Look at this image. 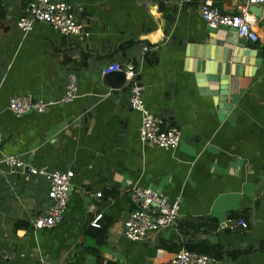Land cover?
I'll use <instances>...</instances> for the list:
<instances>
[{
	"label": "crops",
	"instance_id": "0c3cea01",
	"mask_svg": "<svg viewBox=\"0 0 264 264\" xmlns=\"http://www.w3.org/2000/svg\"><path fill=\"white\" fill-rule=\"evenodd\" d=\"M65 1L82 8L87 39L44 22L24 33L17 22L27 0H0V264H166L189 240L219 247L214 264H264V3L250 9L258 41L232 55L225 110L211 93L219 83L207 76L226 64V54L216 61L199 56L209 26L197 8L201 0ZM213 1L224 13L245 2ZM245 48L262 58L246 62ZM112 62L137 64L147 108L181 130L176 149L141 141L142 113L130 106L126 79L115 87L104 80ZM207 62L214 65L203 69ZM69 72L78 80L75 100L45 113L11 111L13 95L60 97ZM6 154L74 171L59 226L32 228L51 203L49 184L4 165ZM136 186L181 198L179 223L126 239ZM235 214L249 225L228 226ZM199 220L209 232L190 228ZM99 223L109 225L100 242L88 232Z\"/></svg>",
	"mask_w": 264,
	"mask_h": 264
},
{
	"label": "built area",
	"instance_id": "2783aa9c",
	"mask_svg": "<svg viewBox=\"0 0 264 264\" xmlns=\"http://www.w3.org/2000/svg\"><path fill=\"white\" fill-rule=\"evenodd\" d=\"M196 0H179L180 4H191ZM264 0H245L237 5L234 12H222L215 6L213 0H201L197 6L206 24L213 27L228 26L236 29L239 37L248 41H258V34L253 27L251 6L263 4ZM82 8L65 0H27L23 14L18 19V27L24 33L30 32L36 22H44L65 35L87 39L91 30L81 18ZM112 71H124L130 92V106L142 113L140 139L143 143L164 149H176L181 141L180 128L168 122L159 114L150 111L145 102V84L139 79L137 64L130 62L122 66L112 62L102 71L106 75ZM78 96V80L74 72L68 73L64 93L58 98H41L32 94L13 95L9 100L11 111L17 116L28 112L45 113L60 104L72 102ZM3 136L0 132V144ZM4 165L12 170H21L24 174L45 178L48 182L47 196L51 203L43 214L32 220V228L51 229L59 226L65 216L69 200L71 180L74 176L72 169L49 170L44 166H36L20 159L15 154H6L2 158ZM102 193L99 192L100 196ZM132 209L124 222L123 235L131 241L147 238L151 233L162 228L176 225L180 218L182 200L179 197L170 199L166 195L146 186H136L129 193ZM101 216H98L97 220ZM233 222V223H232ZM230 227L247 226L244 219L234 220ZM97 224L98 222H94ZM166 264H214L211 255L192 251L186 248L178 250Z\"/></svg>",
	"mask_w": 264,
	"mask_h": 264
},
{
	"label": "water",
	"instance_id": "95a60500",
	"mask_svg": "<svg viewBox=\"0 0 264 264\" xmlns=\"http://www.w3.org/2000/svg\"><path fill=\"white\" fill-rule=\"evenodd\" d=\"M207 31L208 35L203 42V47H198L197 49L199 50L200 48L199 56L201 58L207 59L208 61H216L220 59L217 55H219V53L222 51L226 54L224 58L223 56L221 58V60H224L226 64H223L221 62L219 64V70L213 71V73L207 76V78H209L211 82L215 84L219 83L218 87H214L211 93L213 95L218 96L219 101H223L222 104H220V107L226 110L231 107V104L227 102V80L229 77L228 75L231 74L230 61L232 60V55H238L240 53L239 47H243L248 40L241 37V40H238V34L236 29H232L228 26H208ZM230 45H233V47H231ZM220 47H222V49H220ZM191 54H194V52H191ZM243 54L245 57H247L246 62L248 61V59H250V57H256L260 59L263 56L261 53L256 52L255 49L250 48H245ZM259 61L260 60H257V63H259ZM212 65H214L213 62H207V64L203 63V69ZM199 77L202 78V82L206 80V74L202 73ZM125 79L126 74L124 71H112L104 75L105 82H107L112 87L119 86L125 81Z\"/></svg>",
	"mask_w": 264,
	"mask_h": 264
},
{
	"label": "trees",
	"instance_id": "16d2710c",
	"mask_svg": "<svg viewBox=\"0 0 264 264\" xmlns=\"http://www.w3.org/2000/svg\"><path fill=\"white\" fill-rule=\"evenodd\" d=\"M233 216H236V220H239V219H244L247 224L249 225V222L247 221L248 220V217L244 218V216L246 215H238V214H235ZM243 216V217H242ZM179 223V221H178ZM177 223V224H178ZM210 225H214V222L213 223H209ZM18 225L20 226H28L29 223L28 222H20ZM190 228H194L195 230H200L202 232H205V230H207V224L205 222H201V220L199 221H192L190 224ZM243 227V226H241ZM206 228V229H205ZM216 226L212 229H215ZM238 228V227H236ZM91 229L92 230H89L88 232L92 235H94L95 237H97L98 241H103L104 238L106 237V234H107V231L109 229V225L107 224H103V223H99V226H91ZM209 232V230H207ZM187 249L189 250H192V251H197V252H200V253H205V254H208V255H217L219 254L220 250H219V247L211 244L210 242H205L203 240H200L199 242H191V240H189V242L187 243ZM260 248L262 250H264V240L261 242V245H260Z\"/></svg>",
	"mask_w": 264,
	"mask_h": 264
}]
</instances>
